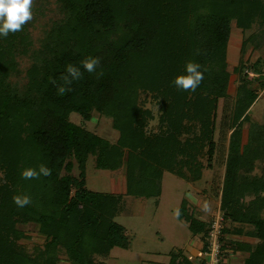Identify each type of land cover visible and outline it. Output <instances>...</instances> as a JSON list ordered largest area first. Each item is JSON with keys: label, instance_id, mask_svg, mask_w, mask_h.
<instances>
[{"label": "trees", "instance_id": "16d2710c", "mask_svg": "<svg viewBox=\"0 0 264 264\" xmlns=\"http://www.w3.org/2000/svg\"><path fill=\"white\" fill-rule=\"evenodd\" d=\"M57 1L62 20L31 52L25 90L5 80L8 73L0 60V264H54L57 246L72 264H93L94 253L105 256L113 247L128 248L123 226L112 219L120 195L84 186L89 156L99 169L123 167L125 194L137 198L159 196L165 171L187 181L198 180L201 164L196 154L210 139L215 107L214 99L203 91L223 92L227 78L224 71L208 69L207 63L226 47L233 6L238 7L240 23H248L257 11L253 0H205L204 13L197 12L195 1H185L196 14L187 26H177L178 4L162 8L160 0H143L144 9L125 1L121 11L130 16L126 19L115 11L117 0ZM183 37L193 55L190 62L199 64L203 73L194 91L172 83ZM91 57L98 64L88 72L81 62ZM69 64L79 68L81 75L65 84ZM140 76L158 86L171 83L161 85L164 98L169 99L159 107L157 126L164 128L157 132H146L151 111L140 109L136 102L138 85L132 78ZM60 85L65 86L64 93L57 91ZM255 98V91L241 85L235 117L242 116ZM92 111L112 118L119 132L114 143L85 127ZM70 113H77L81 122H71ZM184 132L188 137L180 139ZM240 133L236 126L230 132L220 209L232 221L249 224L250 234L263 239L264 218L259 214L264 209V175L249 174L256 158H262L264 170V123L249 126L244 143ZM72 159L79 168L77 179L68 173ZM41 165L49 169L48 175L22 177L23 170L38 171ZM25 195L30 202L18 207L13 197ZM245 196L252 198L243 202ZM185 204L182 200L178 220L185 221L192 234L205 237L208 227L194 219ZM27 222L38 224L49 239L45 251L34 257L15 244L22 235L17 224ZM206 249L204 241L201 251ZM260 261L259 254H251L247 264Z\"/></svg>", "mask_w": 264, "mask_h": 264}, {"label": "rangeland", "instance_id": "374dc122", "mask_svg": "<svg viewBox=\"0 0 264 264\" xmlns=\"http://www.w3.org/2000/svg\"><path fill=\"white\" fill-rule=\"evenodd\" d=\"M137 2L139 9L146 5L143 0H117L115 11L125 14V19L130 16L121 11V5L125 2ZM160 0L161 7L178 4L175 15L177 26L190 24L195 12L187 4L195 1L198 5V13L207 12L205 0ZM253 9L257 11L252 15L248 23H240L239 14L233 6L235 13L230 17L229 34L226 47L222 55L207 63V68L227 73L225 89L216 93L212 90L203 91L209 99H214L213 123L211 136L208 142L202 146L196 154L201 164L200 178L196 181H187L176 175L163 172L161 178L160 194L157 197L137 198L125 194L126 178L123 167L116 170H103L95 165V158L89 156L84 166L85 188L90 191L120 195L121 201L118 210L112 217L113 221L123 226L125 235L129 239L128 249L113 247L104 256L94 253L93 264H201L203 253L200 246L208 241V232L214 231L211 227L220 228L219 263L218 264H247L251 254H259L264 264V238L259 239L251 231L249 224L234 222L226 217L227 212L220 209V195L224 180L225 163L228 154V143L231 129L240 127V140H247V129L253 124L264 123V10L261 7L264 0H253ZM153 2V1H152ZM236 5V4H235ZM193 8V5H192ZM31 19L27 20L21 29L10 31L7 36L0 37V48L7 51L0 52V60L5 63L8 76L5 80L14 83L17 90H25L26 72L31 63L33 52L42 41L43 36L58 21L62 20L57 0H31ZM178 22V23H177ZM115 35L110 38L114 39ZM5 38H7L5 40ZM181 42L182 54H179L176 62V76L183 75L184 66L192 61L189 43ZM175 46V45H174ZM174 48V47H173ZM0 61V62H1ZM168 76V75H166ZM134 85H138L136 96L140 109L151 111V117L147 118L146 132H157L160 106L167 105L169 98H164L163 87L171 83H163L160 86L149 80L132 78ZM241 85L255 91L256 98L240 117H235L239 88ZM211 118V116H210ZM68 119L79 124L81 118L77 113H70ZM182 123L187 124L185 120ZM85 127L93 133L104 137L114 143L119 132L112 126V118L91 112V118L84 123ZM199 126V125H198ZM197 127V126H196ZM198 128V127H197ZM196 128V129H197ZM189 133H183L180 139L188 137ZM262 158L253 161L249 176L261 177L264 175ZM66 173L62 170L61 174ZM68 173L78 178L79 168L72 159ZM241 174V173H240ZM243 174V173H242ZM241 174V175H242ZM73 189L70 191L72 193ZM185 193H191L192 199L185 198ZM252 196L243 197V202H248ZM186 201V211L197 221L205 223L208 231L206 236L197 234L195 250L188 243L193 236L190 234L187 223L178 220L173 215V210L179 208L181 201ZM264 218V209L260 212ZM22 235L15 242L29 257L44 252L49 239L39 231L38 224L27 222L17 224ZM194 251V252H193ZM197 251V253H196ZM201 251V252H200ZM54 264H72L67 258L64 249L57 246Z\"/></svg>", "mask_w": 264, "mask_h": 264}, {"label": "clouds", "instance_id": "9594fccd", "mask_svg": "<svg viewBox=\"0 0 264 264\" xmlns=\"http://www.w3.org/2000/svg\"><path fill=\"white\" fill-rule=\"evenodd\" d=\"M31 0H0V37L7 36L10 31L15 32L21 29V26L31 19L30 10ZM83 68L92 72L95 66L98 64V59L95 57L88 58L81 62ZM200 65L194 62H187L185 64L184 75L176 76L172 83L179 89L195 90L197 85L203 79L202 71H199ZM66 72L68 75L64 76V83L71 84L72 80L78 79L81 75L80 69L69 64L66 66ZM71 77V79H69ZM65 86L60 85L57 89L58 92L64 93ZM70 90V89H69ZM49 169L41 165L37 170L28 168L22 171L23 178H33L39 175H48ZM185 198L192 199L191 193H185ZM14 203L18 207H23L30 202V198L25 196H14ZM174 216H179V209L173 210Z\"/></svg>", "mask_w": 264, "mask_h": 264}, {"label": "built area", "instance_id": "2783aa9c", "mask_svg": "<svg viewBox=\"0 0 264 264\" xmlns=\"http://www.w3.org/2000/svg\"><path fill=\"white\" fill-rule=\"evenodd\" d=\"M216 223L211 225L214 231L208 232V241H207V249L203 252V259L201 264H218L219 263V250H220V243H219V234L220 228L215 226Z\"/></svg>", "mask_w": 264, "mask_h": 264}, {"label": "crops", "instance_id": "0c3cea01", "mask_svg": "<svg viewBox=\"0 0 264 264\" xmlns=\"http://www.w3.org/2000/svg\"><path fill=\"white\" fill-rule=\"evenodd\" d=\"M190 232V234L193 236V238L191 237V239H189V241H188V243L189 244H191L190 245V251H192V250H195V247H193V246H195V245H197V241H196V239H197V235L196 234H192L191 233V231H189ZM129 240V239H128ZM128 248H129V246H128ZM127 248V249H128ZM200 248H202V246H200ZM123 249V248H122ZM194 252V251H193ZM201 252V251H200ZM196 253H197V251H196ZM203 253V252H202ZM158 263V262H157ZM156 262L154 263V264H157ZM171 262L170 261H168V263H165V264H170Z\"/></svg>", "mask_w": 264, "mask_h": 264}]
</instances>
